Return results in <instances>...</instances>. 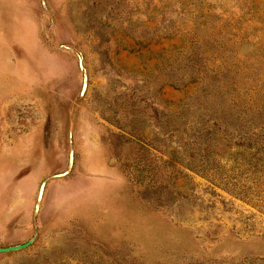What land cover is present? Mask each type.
<instances>
[{"label":"rangeland","instance_id":"1","mask_svg":"<svg viewBox=\"0 0 264 264\" xmlns=\"http://www.w3.org/2000/svg\"><path fill=\"white\" fill-rule=\"evenodd\" d=\"M237 131L264 0H0V264H264V181L179 143Z\"/></svg>","mask_w":264,"mask_h":264},{"label":"trees","instance_id":"2","mask_svg":"<svg viewBox=\"0 0 264 264\" xmlns=\"http://www.w3.org/2000/svg\"><path fill=\"white\" fill-rule=\"evenodd\" d=\"M217 129H219V126ZM200 133L198 132L197 134ZM233 133L235 137L232 141L229 136L226 140L217 134L214 138L216 142H211L212 138H205L204 142H197L195 137L194 142H179L186 154L188 161L186 165L199 173L210 172L215 174L228 170L225 176H231L234 182H237L241 175H243L244 180H249V182H255L259 179L264 181V142L256 138L253 135L255 133L247 134V132L238 131ZM219 146L221 149H228L233 146L240 150V158L234 157L232 159L231 170L220 168L219 159L221 157L219 156L225 151L219 150ZM225 176H221V178L225 179Z\"/></svg>","mask_w":264,"mask_h":264},{"label":"water","instance_id":"3","mask_svg":"<svg viewBox=\"0 0 264 264\" xmlns=\"http://www.w3.org/2000/svg\"><path fill=\"white\" fill-rule=\"evenodd\" d=\"M22 246H24V245H16V246H12V247H9V248H6V249H17V248H20Z\"/></svg>","mask_w":264,"mask_h":264}]
</instances>
